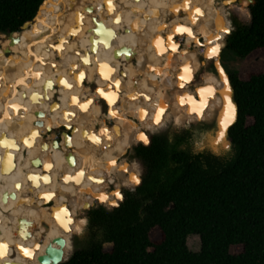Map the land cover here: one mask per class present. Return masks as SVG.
<instances>
[{"label":"bare ground","instance_id":"6f19581e","mask_svg":"<svg viewBox=\"0 0 264 264\" xmlns=\"http://www.w3.org/2000/svg\"><path fill=\"white\" fill-rule=\"evenodd\" d=\"M86 1L89 2V0H64L63 28L53 31L55 36L58 35L59 30L63 32L62 43L58 49L59 57L51 55L45 57L43 45L39 43L35 60L26 62L22 58H11L7 65L0 69V161L5 162V165L0 164V245H7L6 250L0 249L4 252L0 255V264H41L37 257L45 254L49 243L56 237L61 236L65 239V226L62 227L53 219L50 207L45 205L49 198L54 202V206L61 208V212L62 204L66 207V204L70 205L73 209L69 216L73 217L76 210L83 208L87 201H94L101 195L105 196L102 178L108 180L115 174H125L130 171L131 166L128 161L120 159L131 145L133 135L136 134L130 136V143H125V135L131 129L130 119L155 120L161 108L163 112L160 116H164L163 114L171 107L172 96L170 97L167 91L175 86L179 65L190 68L188 75L192 82L194 73L200 67L196 51L195 57L190 58L188 55L189 50L194 52L190 49L191 35L177 32L175 29L189 28L191 33H194L198 45V34L195 29L197 23L200 34L204 36V42L213 47L224 42L231 29V21L225 14L226 3L222 6H211L209 5L211 0H202L203 2L198 4L196 0H189L187 7L185 0H120L121 5L117 0H112L110 3V0H104V5H101L99 0H90L93 6ZM105 4H109L112 8L105 26L113 29L114 32L109 47H105L102 42L109 33L103 30L98 34V31H95V21L85 23L80 20L75 25L74 22L67 23L74 10L78 15L83 16L87 13L91 14L92 8L96 5L99 6L100 11L105 10L107 7ZM196 8H199L203 15L195 14V22H193L192 17ZM178 9L181 10V15L171 17ZM100 11H95L97 17ZM38 19L40 20V14ZM68 34L75 35L80 47H74V41L70 43ZM18 36L0 33V53L8 51L17 43ZM183 37L184 44L179 42V38ZM158 41L164 43L161 53L156 47ZM87 43L92 45L88 52L93 61L85 65L86 71L89 72L86 85L81 78L75 76V72L84 73L82 67L85 61L80 58L78 51L83 49L82 46L88 47ZM93 44L96 47L93 48ZM173 44L177 46L175 51L172 48ZM69 45L71 50L67 52ZM53 47L50 44L52 51ZM131 53H136L137 56L141 53L149 57L154 56V63L152 60L148 61L146 66L151 64L159 66L161 75L156 77L155 72L151 71L148 76H142L141 71L134 66L135 63L129 57ZM169 56L170 62L165 60ZM8 57L9 55L5 54L2 60ZM218 63L220 64L216 60L220 77L215 75L213 82L211 80L210 96L216 104L213 116L218 121L219 133L223 131L221 120L228 110L229 87L225 83L226 77ZM39 64L46 71L49 69L54 71L50 77H47L49 74L40 77L41 86L39 93L37 91L40 97L34 108L40 115L41 123L38 127L27 130L18 126L15 118L6 119L4 116L8 113L4 115L2 111L10 108L13 116L20 108L22 112L32 111L30 105L26 106L24 102L15 99L18 92L13 88L12 83L16 77H22L28 69H33ZM106 67H109V70L103 71ZM69 69L72 71L71 81L68 78ZM137 76L139 79L135 81ZM104 77H108L107 80ZM19 83L25 85L26 91L33 88V85H29L26 80ZM56 85L58 97L55 99L50 97V92ZM89 85H94V89ZM30 96L33 97L31 91ZM101 98L107 103V111L104 112L103 105L102 113L99 101ZM54 100H58L59 103L52 104ZM65 109L66 114L63 113ZM103 116L112 119L113 124L107 122L102 124L105 120ZM95 118L101 124L98 127L94 124ZM33 123L34 119L29 114L26 124L31 126ZM61 123H64L65 125H62L68 129L65 132L67 134L62 135L59 143H54L55 140L47 141L45 131L52 126L54 127L51 129L59 127ZM8 126L13 137L9 138V145L12 146L4 150L6 144L1 137L4 136V130ZM224 137L225 134L223 137L217 135L213 142L215 148L218 143L222 144L223 149L226 148ZM112 184L108 183L107 188ZM4 192L7 194L6 199H3ZM22 220L31 224L27 236L16 233ZM67 245L69 243L65 239L63 248ZM53 246L58 248L57 244ZM23 249H28L30 255H25Z\"/></svg>","mask_w":264,"mask_h":264},{"label":"trees","instance_id":"16d2710c","mask_svg":"<svg viewBox=\"0 0 264 264\" xmlns=\"http://www.w3.org/2000/svg\"><path fill=\"white\" fill-rule=\"evenodd\" d=\"M45 1L0 0V33L20 35L35 27ZM209 5L216 4L211 0ZM231 7L241 15L251 13V21L244 24L233 18L225 49L244 59L263 51L264 0L250 6L248 0H240L239 6ZM245 8L247 13L241 11ZM231 83L238 118L228 128L230 149L221 153L194 149L191 128L173 127L167 134L150 135L147 144L139 139L141 133L147 136L171 123L172 109L160 124L138 121L141 131L133 135L131 145L139 141L132 146V157L140 165L133 160V173L118 176L113 183H129L133 175L140 183L113 184V192L122 199L114 195L115 203L108 208L86 210L84 245L65 257L77 224L76 219L67 221L69 245L63 248V260L70 258L59 264H264V71L250 72L246 79L232 72ZM190 93L192 97L184 85L177 88V119L209 121L192 111L202 100L194 87ZM189 97L192 101L181 103V98ZM205 103L202 115L216 111L211 96ZM107 198L97 204L107 205ZM154 230L158 240H153ZM190 235L200 238L199 251L189 248ZM233 246L242 249L232 252Z\"/></svg>","mask_w":264,"mask_h":264},{"label":"rangeland","instance_id":"374dc122","mask_svg":"<svg viewBox=\"0 0 264 264\" xmlns=\"http://www.w3.org/2000/svg\"><path fill=\"white\" fill-rule=\"evenodd\" d=\"M98 1V0H96ZM112 0L109 1V3ZM202 1V0H200ZM223 1L224 0H213V2L216 5H223ZM82 2V1H81ZM88 2V1H86ZM118 4L121 5L122 3L120 2V0H117ZM203 2V1H202ZM249 2V6L251 5V2L248 0ZM89 5H92V2H90L89 0ZM99 3H101V5H104V0H99ZM64 4V0H46L41 16H40V20L39 23L35 26L32 27L28 30H26L24 33L20 34L17 38L16 41L17 43L13 44L11 46V48L8 51H4L2 53H0V69L5 65H7V63L9 62V60L11 58H22L24 59V61L26 62H30L33 61L37 58V51L39 48V43H41L43 45V55L46 57L47 55H51L54 57H59L58 54V49L62 43V33L60 32L62 30V25L64 24L63 18H62V5ZM232 5L226 4L225 7L227 8V10L225 11L228 19L231 21V25L234 28V25L232 23V18H236L239 22L244 23V24H248L251 21V17L250 14H243L241 15L240 11L238 10L237 7H231V6H239V1H235L231 3ZM107 7L105 8V10L100 11L99 6L96 5V7L92 8V13L91 14H85L83 16H80L76 13V11L74 10L73 14L69 17L67 23L70 24L71 22H74L75 24H78L80 22V20L84 21L85 23L89 22H93L95 18H97V20L99 22H101L104 26H106V22L108 20V16L109 14H111V6H109V4H105ZM93 6V5H92ZM76 7V5L74 6ZM98 7V8H97ZM231 7V8H230ZM99 10L100 12H98L99 17H97L95 15V11ZM108 11V12H107ZM177 12H174V14L171 15L172 16H177V15H181V10H176ZM243 13H247V8L242 9L241 10ZM230 12V14H229ZM250 13V11H249ZM120 14V13H119ZM119 16V15H118ZM101 17V18H100ZM44 22V24H43ZM104 22V23H103ZM83 24V23H82ZM84 25V24H83ZM57 28H61V30L58 31V35L55 36L54 35V30ZM194 29V27H193ZM103 30L100 32L102 33ZM38 34V37H36V35ZM49 34V35H46ZM86 36V33H84ZM99 34V33H98ZM192 34H194L192 32ZM191 34V35H192ZM69 39H70V43L72 41H74V47H80V45L77 44L78 40L75 37L74 34L69 35ZM100 36V35H99ZM98 36V37H99ZM181 41V43H185V41L179 40V42ZM161 42V41H160ZM50 44L53 45L54 50L52 51V54L50 53L51 48H50ZM88 47L86 46H82V48L84 49H79L78 54L80 56V58L85 61L84 66L82 67L84 69V82L87 85V78L89 75V72L86 71L85 69V65L87 63H91L93 61L92 56L90 55L89 48L92 46L91 44L87 43ZM55 45H57V50L55 49ZM156 47L158 49V52L161 53L162 49L164 48V43L161 42L160 46L158 47L156 44ZM194 52L190 51L188 52V55H191L192 53V57H195V51L197 53V49H194L193 46H191ZM71 50V45L68 46V50L67 52ZM20 51L24 52L25 56H21L23 55V53H20ZM84 51V52H83ZM6 52H8V59L5 58L4 61L2 60L3 55L6 54ZM82 53V54H81ZM82 56H81V55ZM198 54V53H197ZM85 55V56H84ZM129 57L131 58V60L135 63L134 66L137 67L141 72L140 74L142 76H148L149 73L151 71L155 72L156 77L161 75V69L159 66L157 65H153L151 64L150 66H146L147 63H149L151 60L154 63V56H147L144 53H141L139 56L136 55V53H131L129 55ZM168 58V59H167ZM165 58L166 61L170 62L171 61V57H167ZM170 60V61H169ZM137 61V62H136ZM149 61V62H148ZM223 62L224 65L226 66V68L230 71V72H237L238 75L243 78L246 79L248 74L250 72L253 71H264V50L260 51L256 54H254L253 56H249L247 58H240L238 56H236L234 53L227 51L223 57ZM145 64V66H144ZM138 65V66H137ZM114 68V66H113ZM179 70L178 73L176 75V82H175V86L171 87V89L169 91H167V94L170 95L171 97V101H170V106L169 109L163 114L166 115V113L168 111H170L171 109L173 110V119L171 121V123L167 124L165 127L159 129L158 131L152 133V132H148V135H164L167 134L169 132V130L173 127H181V128H191L192 129V145L193 148L198 150V149H210L216 153H221L222 151L225 150H229V149H223L222 144L218 143L217 144V148H215L213 142L215 141L217 135H218V121L216 119H214L213 113H209L206 115H202L204 119H208L209 121H195V120H190V119H177V115H176V107L174 106V101L176 99V91L177 88L179 86H181V84H183L185 86V88L188 89V95H190L191 92V87L195 88L198 90V95L200 96L201 100L206 102L207 97L210 96V92L205 91L203 94L201 93V89H211V80L207 79L203 82L201 77L204 74L202 69L199 71V73L196 75V82H192L191 79H189V75L188 73H186L185 71H183V69L185 70L186 66L184 65H179ZM71 69V68H70ZM69 69V77L71 76L72 71ZM109 67H106L103 71H108ZM114 69H112L113 71ZM53 69H49V70H45V68L41 67V65H35V67L33 69H28L27 73L25 75H23L22 77H16V79L13 81L12 85L13 88H16V91L18 92V94L15 96V99L17 101H22L25 103V105H30L32 108V111L30 112H22L21 108L17 111L16 115H11L12 110L10 108H6L5 110H3L2 112L4 113V115L6 114V112L8 113V115H5L4 117L6 119H12L15 118V120L17 121L18 126H21L24 129L27 130H32V128L38 127L39 124L41 123V119H40V115L36 113L35 110V105L38 103V99L40 97L39 93V88L41 86V80L40 77L42 75H46L49 74L50 77L51 73L53 72ZM111 71V72H112ZM111 74V73H110ZM110 76V75H109ZM108 76V77H109ZM181 76H184L185 79L182 81L180 79ZM108 77H104L106 80ZM189 79H187V78ZM139 79V76H137L135 78V81H137ZM22 80H26L27 83L29 85H33V88L28 91H26V87L25 85H21L19 83V81L21 82ZM65 82V81H63ZM192 82V84H191ZM19 86H16L15 84H18ZM200 83V84H199ZM91 88H94V85H89ZM57 85L55 87L52 88L51 92H50V97L53 98H57L58 97V91H57ZM30 91L32 92V96H30ZM38 91V93H37ZM26 93V94H25ZM173 93V94H170ZM25 94V95H24ZM19 95V96H18ZM191 96V95H190ZM19 97V98H18ZM192 97V96H191ZM31 101H30V100ZM33 99V100H32ZM101 103V113L103 110V100H99ZM192 101V99H191ZM35 104V105H34ZM105 106V105H104ZM106 108L104 107V110ZM10 113V114H9ZM32 113V114H31ZM32 115L33 119H34V123L30 126L26 124V119L28 117V115ZM3 117V118H4ZM104 120L102 122L105 123L107 122L108 124L112 125L113 121L112 119H108L107 117L103 116ZM163 116H160V119ZM108 120H107V119ZM94 124L96 125V127H98L99 124L97 118H95ZM144 124H155V120L154 119H149V118H145L141 120ZM250 121V120H249ZM98 123V124H97ZM130 123H131V129L130 131L125 135V143L129 142L130 143V136L133 135L134 133H137L141 130L138 120L137 119H130ZM64 123H61V125ZM61 125L59 127H55L54 129H51L52 127H50V129L48 131H45V138L48 140H51V142H53L55 139H58L61 141L62 139V132L65 131L67 132V129H64L63 127H61ZM65 125V124H64ZM145 130V129H143ZM147 130V129H146ZM149 130V129H148ZM17 131V130H16ZM4 136L1 137V139H3L5 141L6 146H4V150H8L11 146L9 145V138H13L10 132V127H6L4 130ZM49 137V138H48ZM224 140L228 141V137L225 135ZM12 143V142H11ZM13 144V143H12ZM134 145V144H133ZM133 145H129L128 149L126 151V153L124 155L121 156L120 159H125L127 160L128 164L131 166V169L129 172L124 174H115L113 178L108 179V183H113V181L121 175H130L133 173V168H134V162L133 160L137 161L139 163V161L136 158L132 157V146ZM131 146V147H130ZM20 151V149H19ZM12 164H14V162H11ZM0 164L5 165L4 161H0ZM40 167H42L40 164H38ZM140 165V163H139ZM43 168V167H42ZM141 173V171H140ZM55 180V178L53 179ZM122 180V179H121ZM12 182V181H11ZM120 182V181H119ZM113 183V184H129L132 182V180L129 183ZM113 184L110 185V187L107 188L108 184L105 183L103 188L104 194L106 197H110L109 203L107 205L104 204H97L99 202H101L102 200L95 199L94 201H87L85 203V205L83 206V208H78L76 210V213L73 217H70L69 214L72 212V207L68 204L67 205V211L65 212V217H69L67 221L70 220H75L77 221V224L73 227L72 231L70 232V245L67 247V254L65 255V257L71 252V251H75L77 248L81 247L82 245H84V240L83 237L81 235V229L83 227V215L85 213V211L87 210V208L90 207H96V206H104L106 208H108V206L111 204L113 198H114V192H113ZM51 199L49 198L48 201H50ZM47 201V202H48ZM104 201V200H103ZM93 204H96L94 206H91ZM70 211V212H69ZM63 212H61V214H59L60 217H62ZM67 223V222H66ZM66 226V225H65ZM66 230V229H65ZM65 239L67 240V231H65L64 234ZM152 237L153 240H158L159 239V235H158V230H154L152 232ZM187 244L189 246V248L192 251H199L200 249V238L198 237V235H190L188 237L187 240ZM108 248V247H107ZM242 247L241 246H233L231 247V251L232 252H239L241 251ZM72 252V254H73ZM71 254V255H72ZM64 257V258H65ZM63 258V259H64Z\"/></svg>","mask_w":264,"mask_h":264},{"label":"water","instance_id":"95a60500","mask_svg":"<svg viewBox=\"0 0 264 264\" xmlns=\"http://www.w3.org/2000/svg\"><path fill=\"white\" fill-rule=\"evenodd\" d=\"M238 1H240V0H238ZM249 1L251 2V4H254L255 3V0H249ZM250 17H251V13H250ZM36 19H37V17H36ZM93 20L95 21V24H96L95 31H98V33H100V31L105 30V31H107L109 33V34H107V36L105 37V39L103 38V40H102V42L104 43L105 47H109L108 45L111 43L112 37H113V33H114L113 32V29L106 28L101 22H99L97 20V18H95ZM232 30L230 29V31L227 33V35L230 34ZM11 33H14V32L6 33V34H11ZM225 43H226V38H225ZM94 47H96L95 44H93V48ZM6 55H8V52H6ZM219 67L222 69V71H223V73H224V75L226 77L228 87H229V96H228V99L231 100V102H232L233 105H235L234 119L228 124V126H227L226 129L223 127V132L227 136L228 128L233 123H235L237 121V118H238V105L234 101V98H233V87H232V83H231V78L226 73V71L224 70V68H223L222 65L219 64ZM75 76L77 78H81L82 80L84 78V74L81 73V72H75ZM101 99L103 100V103H104L103 105H105V108H106L104 110V112H106L107 111V103H106V101H105L104 98H101ZM58 103H59L58 100H54L52 102V104H58ZM63 113L66 114L67 113V110L65 109ZM61 127H63L64 129H67L66 126H64V125H61ZM64 133H65V131L62 132V134H64ZM65 134H67V133H65ZM147 136L149 137L148 134H147ZM138 142H136V143H138ZM54 143H59V140L58 139H55ZM136 143H134V144H136ZM226 143H227V145L225 146L226 147L225 149H230L231 142H230L229 138H228V141H226ZM48 163H50V162L48 161ZM141 170H142V168H141ZM6 196H7V194L4 192L3 193V199H6ZM12 196H14L13 193H12ZM45 205H47V206L50 207V211H51V214H52L53 219L58 224H60L62 227H64L66 225V222H67L68 218H69V217H67V218L65 217V212L67 211L66 206L64 204L61 205L62 208H63V210H62L63 215H62V217H60L59 216V212H61V208L59 209V208H57V206H54V202L52 200L46 202ZM111 207H109V208H111ZM90 208L91 207L87 208V210L90 209ZM30 228H31V224L29 223V221L22 220L21 223H20V225L18 226V229L16 230V233H19L22 236H27L30 233ZM14 233H15V231H14ZM53 244H57L58 245V248H55L53 246ZM64 244H65V239L63 237H61V236L60 237H56L55 239H53L52 242L49 243V245L45 249V254L44 255H39L37 257V259L39 260V262L41 264H59L61 262L67 261L70 257H68L67 259L63 260V246H64Z\"/></svg>","mask_w":264,"mask_h":264},{"label":"snow or ice","instance_id":"6c2138e0","mask_svg":"<svg viewBox=\"0 0 264 264\" xmlns=\"http://www.w3.org/2000/svg\"><path fill=\"white\" fill-rule=\"evenodd\" d=\"M188 3H189V0H185V7H187ZM195 14L203 15V13L201 12V10L199 8L194 9V14H193V17H192L193 18V22H195ZM222 30L226 31L227 29H222ZM175 31L188 33V35L192 34L191 30L189 28H186V27H178V28L175 29ZM216 38L219 39V37H216ZM160 43L161 42H159V41L157 42V46L158 47L160 46ZM176 47H177L176 45H174V44L172 45L173 51H175ZM218 52H219V47L217 46V47L212 48L209 51L208 55L209 56L216 55V54H218ZM185 72L189 73V75H190V68L186 67L185 68ZM180 79L183 81L185 79V77L181 76ZM225 83H227L226 79H225ZM181 87H183V84H181ZM200 91L203 94L205 91L211 92L212 90L211 89H201ZM185 99H187L188 101H191L190 97L189 98H181V103H184ZM206 106H207L206 103L204 101H201L200 107L193 108L192 111H196V112H198L199 114L202 115L203 114V108L206 107ZM162 112H163V109L161 108L160 111L157 113L156 118H155V123L156 124H160V115L162 114ZM234 113H235V105H233L231 100H229L228 101V110H227V112L225 114V117L221 120V124L223 125V127L225 129L227 128L228 124L234 119ZM114 115H115V113H114ZM142 118H143V116H142ZM218 135L220 137H223L224 132L220 131L218 133ZM139 139L141 141H143L145 144H147L149 142L148 136L144 135L143 133H141L139 135ZM113 163H115V162L113 161ZM81 175H82V173H81ZM131 179H132L133 183H135V184H139L140 183V179L137 176H135V175H133L131 177ZM114 195L117 196V197H120L121 199L123 198V197L120 196L119 192L114 193ZM99 199L103 201V200H107L108 198L106 196L101 195L99 197ZM112 203H115V202L112 201ZM0 249L6 250L7 249V245L6 244L0 245ZM23 251H24L25 255H30V252H29L28 249H23ZM3 254H4V252L0 251V255H3Z\"/></svg>","mask_w":264,"mask_h":264},{"label":"flooded vegetation","instance_id":"af4514ba","mask_svg":"<svg viewBox=\"0 0 264 264\" xmlns=\"http://www.w3.org/2000/svg\"><path fill=\"white\" fill-rule=\"evenodd\" d=\"M201 1L200 0H196V4L200 3ZM198 6V5H197ZM199 7V6H198ZM230 14V12H229ZM233 19V18H232ZM232 23H233V20H232ZM199 27V24L196 23V27L195 29H197V38H198V45L196 44V40L194 39V35L192 34L190 37H192V45L194 49H197V53H198V58H199V61H200V67L199 69L196 71V73H194L193 75V83L196 82V75L199 73V71L202 69L203 71V75L201 77L202 81H205L207 79H210L213 80L215 79V75H217L218 77H220V73H219V70L216 66V60L220 62V64L223 66L224 70L226 71V73L229 75V77L231 78V74L232 72H230L226 66L224 65V62H223V57L225 55V53L227 52V50L225 49V46H226V43L224 45V42L220 43L218 45L219 47V52L218 54L216 55H212V56H209L208 53L209 51L214 48L213 46H210L209 44H206L204 42V36L202 34H200L199 30L200 28ZM228 36V35H227ZM226 36V38H227ZM180 40L184 41L185 38H179ZM178 39V40H179ZM194 42V43H193ZM183 44V43H182ZM196 47V48H195ZM192 48V47H191ZM190 58H192V53L191 55H189ZM71 76V75H70ZM195 78V79H194ZM70 81H71V77H70ZM84 82V79L82 80ZM200 84V83H199ZM17 86V84H16ZM186 91H188V89L186 88ZM188 93V92H187ZM191 95V93H190ZM102 181V188H105L104 184L107 183V179L106 178H102L101 179ZM121 183V182H120Z\"/></svg>","mask_w":264,"mask_h":264},{"label":"built area","instance_id":"2783aa9c","mask_svg":"<svg viewBox=\"0 0 264 264\" xmlns=\"http://www.w3.org/2000/svg\"><path fill=\"white\" fill-rule=\"evenodd\" d=\"M230 27H231V30L233 29V26L232 25H230Z\"/></svg>","mask_w":264,"mask_h":264},{"label":"crops","instance_id":"0c3cea01","mask_svg":"<svg viewBox=\"0 0 264 264\" xmlns=\"http://www.w3.org/2000/svg\"><path fill=\"white\" fill-rule=\"evenodd\" d=\"M101 100V99H100ZM17 249H19V248H17Z\"/></svg>","mask_w":264,"mask_h":264}]
</instances>
